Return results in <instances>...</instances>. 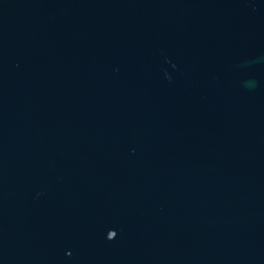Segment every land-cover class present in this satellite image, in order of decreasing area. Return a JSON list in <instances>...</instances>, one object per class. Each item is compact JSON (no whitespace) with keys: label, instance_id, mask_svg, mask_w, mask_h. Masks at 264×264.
<instances>
[{"label":"water","instance_id":"obj_1","mask_svg":"<svg viewBox=\"0 0 264 264\" xmlns=\"http://www.w3.org/2000/svg\"><path fill=\"white\" fill-rule=\"evenodd\" d=\"M0 264H264V0H0Z\"/></svg>","mask_w":264,"mask_h":264}]
</instances>
